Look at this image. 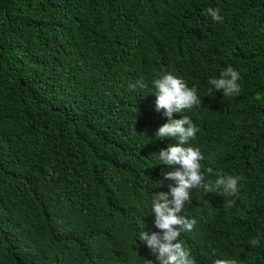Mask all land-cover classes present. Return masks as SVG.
Returning a JSON list of instances; mask_svg holds the SVG:
<instances>
[{
    "label": "trees",
    "instance_id": "trees-1",
    "mask_svg": "<svg viewBox=\"0 0 264 264\" xmlns=\"http://www.w3.org/2000/svg\"><path fill=\"white\" fill-rule=\"evenodd\" d=\"M229 66L239 94L209 95ZM163 73L202 100L172 118L198 128L206 181L239 177L238 197L191 190L179 241L264 264V0H0V264H158L139 234L178 167L157 157L177 143L156 136Z\"/></svg>",
    "mask_w": 264,
    "mask_h": 264
},
{
    "label": "clouds",
    "instance_id": "clouds-1",
    "mask_svg": "<svg viewBox=\"0 0 264 264\" xmlns=\"http://www.w3.org/2000/svg\"><path fill=\"white\" fill-rule=\"evenodd\" d=\"M207 15L215 21H221L219 10L208 8ZM240 74L231 66L227 67L219 78H210L208 89L209 95L214 90L222 91L224 96L238 95L240 85L238 80ZM143 87V81H138ZM156 94V111H163L169 122L160 126L156 136L160 139L174 138L177 143L170 144L167 149H161L158 158L161 164L175 167V170L165 172L164 179L174 181L169 185V192H160L153 196L152 212L155 217L154 226L158 231L149 235L141 231L139 238L150 249L151 254L156 257L158 264H196L190 252L185 249L179 241L181 233L191 232L195 225V219L181 215L186 202L191 200V190L203 189L208 193L222 191L224 196L238 197L239 177L217 174L214 180H207L201 173L200 161L204 159L197 147L189 144L194 140L198 128L186 115L181 119H173L174 113H184L185 110L199 106L202 100L197 95L196 88H190L180 77L171 73L159 74L152 82ZM137 85L132 84L130 88L135 89ZM208 173L213 174L209 168ZM234 200H225L223 209H230ZM252 247L259 245V238H252L249 241ZM146 264H153L151 260H145ZM214 264H238L235 259H215Z\"/></svg>",
    "mask_w": 264,
    "mask_h": 264
}]
</instances>
